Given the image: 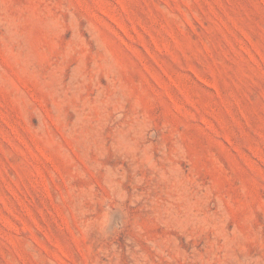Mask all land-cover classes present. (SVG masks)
I'll return each mask as SVG.
<instances>
[{
	"label": "rangeland",
	"instance_id": "obj_1",
	"mask_svg": "<svg viewBox=\"0 0 264 264\" xmlns=\"http://www.w3.org/2000/svg\"><path fill=\"white\" fill-rule=\"evenodd\" d=\"M0 264H264V0H0Z\"/></svg>",
	"mask_w": 264,
	"mask_h": 264
}]
</instances>
